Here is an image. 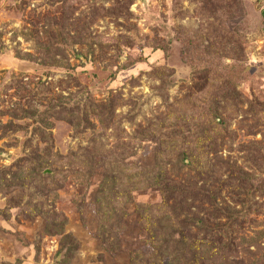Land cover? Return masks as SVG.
<instances>
[{
	"label": "rangeland",
	"instance_id": "obj_1",
	"mask_svg": "<svg viewBox=\"0 0 264 264\" xmlns=\"http://www.w3.org/2000/svg\"><path fill=\"white\" fill-rule=\"evenodd\" d=\"M263 8L0 0V264H264Z\"/></svg>",
	"mask_w": 264,
	"mask_h": 264
},
{
	"label": "trees",
	"instance_id": "obj_2",
	"mask_svg": "<svg viewBox=\"0 0 264 264\" xmlns=\"http://www.w3.org/2000/svg\"><path fill=\"white\" fill-rule=\"evenodd\" d=\"M261 16H262V22L264 24V8H263V10L261 12ZM183 249H184V251L182 250V254H180V257H183L187 253L188 247L187 246H184Z\"/></svg>",
	"mask_w": 264,
	"mask_h": 264
}]
</instances>
